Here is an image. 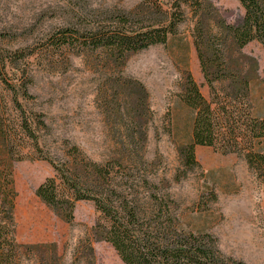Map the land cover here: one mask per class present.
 I'll return each instance as SVG.
<instances>
[{
  "label": "trees",
  "instance_id": "obj_1",
  "mask_svg": "<svg viewBox=\"0 0 264 264\" xmlns=\"http://www.w3.org/2000/svg\"><path fill=\"white\" fill-rule=\"evenodd\" d=\"M238 1L245 14L237 23L227 21L211 0H175L170 8L162 0H144L133 11L120 10L103 21L80 20L87 11L77 6L80 21L50 34L46 43L16 50L0 46V264H26L28 258L34 264H63L57 243L16 238L14 165L25 159H44L53 166L55 175L38 186L36 195L60 218L73 222L81 200L96 207L94 238L81 241L75 264H96L93 240L109 242L125 264H248L225 255L211 233L182 227L171 209L174 201L153 192L160 182L149 177L153 162L146 144L155 113L145 84L124 71L132 53L176 35L186 20L184 7H190L193 42L210 98L187 71L181 98L194 111L192 139L178 148L181 167L174 181L200 166L197 146L244 157L264 180V116L254 114L251 97L259 62L244 51L255 40L264 47V0ZM7 38L0 32V42ZM71 50L93 65L102 63L106 72L100 90L116 145L103 161L68 140L60 158L45 152L39 141L40 130L48 128L44 115L27 107L34 98L33 77L18 65L36 53L53 60ZM9 73L12 81L4 79Z\"/></svg>",
  "mask_w": 264,
  "mask_h": 264
},
{
  "label": "rangeland",
  "instance_id": "obj_2",
  "mask_svg": "<svg viewBox=\"0 0 264 264\" xmlns=\"http://www.w3.org/2000/svg\"><path fill=\"white\" fill-rule=\"evenodd\" d=\"M143 1L0 0V32L8 37L0 46L9 50L35 47L73 22L103 21L120 10L133 11ZM162 1L170 8L175 0ZM211 1L231 23L244 17L245 9L238 0ZM77 6L87 11L80 20L75 17ZM184 10L186 20L179 25L176 35H170L167 43L132 53L124 69L126 75L145 84L155 113L146 144L147 159L153 162L149 177L160 182V188L153 192L174 201L171 209L182 227L214 235L225 255L248 264H264V180L249 168L244 157L224 154L210 146H197L200 166L180 182L174 181L181 167L178 148L192 139L194 111L181 98L187 71L210 98L193 42L195 19L190 7L185 6ZM244 51L259 62L251 97L254 114L264 116V47L255 40ZM58 54L51 60L45 52L36 53L18 65L21 69L27 67L33 77L29 85L34 98L27 107L42 113L48 125L39 132L40 145L45 152L60 158L68 140L91 158L103 161L108 149L116 145L100 90L105 69L102 63L93 65L74 50L69 55ZM13 77L4 74L6 80L12 81ZM260 148L264 149V140ZM54 175V168L47 160L15 162L16 238L21 243L55 242L63 255V264H75L81 241L94 238L98 212L93 201L81 200L76 205L73 222L60 218L36 195L38 186ZM92 245L96 264H125L109 242L93 240ZM25 263L34 264V261L28 258Z\"/></svg>",
  "mask_w": 264,
  "mask_h": 264
}]
</instances>
